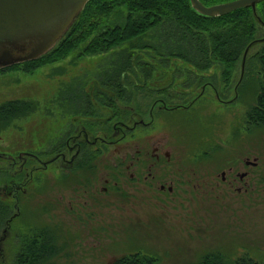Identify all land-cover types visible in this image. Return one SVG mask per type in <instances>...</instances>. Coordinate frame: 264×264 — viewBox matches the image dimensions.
Listing matches in <instances>:
<instances>
[{"label": "rangeland", "instance_id": "obj_1", "mask_svg": "<svg viewBox=\"0 0 264 264\" xmlns=\"http://www.w3.org/2000/svg\"><path fill=\"white\" fill-rule=\"evenodd\" d=\"M156 58L151 61L158 69L147 88L166 91L174 75L170 91L184 93L185 97L173 95L170 101L189 105L196 99L184 109L165 111L155 107L154 118H150L153 96L142 90L136 97L141 112L135 120L144 113V121L149 124L123 130L119 159L125 144H162L171 160L163 173L148 180L156 186L148 187L149 182H143L145 173L133 181L127 173H116L115 177L110 175L109 190L103 192L105 173H93V177L85 173L84 187L95 183L99 194L96 197L85 191L81 196L75 178L50 168L49 173H40L27 183V192L20 198L4 240H0V264H13L21 241L31 237L33 230L43 228L52 233L57 247L56 255L46 264H111L137 249L153 254L156 264H188L210 251L230 259L245 255L264 264V126L247 129L245 116L253 102L255 79L246 73L239 94L236 88L245 64L242 72L241 64L237 65L226 88L217 66L207 74L214 86L205 85L209 82L183 73L188 67L181 61L171 60L177 64V73H163L166 70ZM140 60L148 61L145 57ZM111 61V54L82 58L73 54L31 74H0V104L13 99L36 103L28 115L6 127L0 124V152H46L62 139L78 115L86 119L85 103L70 106L63 100L61 94L72 87L81 86L82 93L88 95L85 99L91 104L93 100V111L98 110V115L88 119L102 117L99 110L104 108L93 92L95 84L101 83L98 76ZM110 158L105 156L102 162L109 165ZM246 159L256 165H245ZM228 167L235 173H222ZM241 172L247 174L239 180ZM223 174L225 181L221 179ZM3 201L12 204L10 197Z\"/></svg>", "mask_w": 264, "mask_h": 264}, {"label": "trees", "instance_id": "obj_2", "mask_svg": "<svg viewBox=\"0 0 264 264\" xmlns=\"http://www.w3.org/2000/svg\"><path fill=\"white\" fill-rule=\"evenodd\" d=\"M200 1L209 6L232 0ZM256 13L262 24L254 18L250 7L209 17L196 12L189 0H88L51 49L36 59L2 67L0 74L13 71L31 74L41 66L56 63L73 54L77 58L111 54L113 61L98 76L101 83L94 86L93 97L104 108L99 110L102 117L94 119L99 121L88 119L97 116L98 110L93 111L95 104L93 100L91 104L85 99L88 95L82 93L81 86L72 87L64 95L61 94L70 106L73 103L76 106L85 103L83 113L88 115L84 120L87 130L108 135L112 132V121L119 130L125 132L126 129H122L121 124H127L133 112L140 114L136 97L142 90L153 96L151 101H157L155 105H160L159 102L163 100L166 106L174 105V109H184L179 103L173 104L170 101L173 95L179 98L185 95L170 91L174 75L166 91L147 88V82L152 80L153 72L158 69L151 58L157 57L156 61H161L160 67L165 68V74L177 73V64L174 63L181 61L184 67H188L183 73H188L190 78L199 79V82H209L205 85H213L210 75L207 74L217 66L220 68L221 82L227 88L249 46L244 63L245 71L239 80L236 93L240 94L241 82L246 73L251 79H255L253 102L248 105L245 114L247 129L250 126L263 127L264 40L261 39L264 38V0L256 4ZM252 42L255 43L251 44ZM255 47V52L251 54ZM144 57L148 61L140 60ZM98 84L103 88L97 86ZM194 101L196 99L186 108ZM35 108L36 103L30 100H7L0 104V124L6 127L12 120L28 115ZM103 110L105 114L106 111L108 113L104 115ZM7 208L6 202H0V229L6 223ZM21 242V249L13 264H46L56 255L57 247L52 233L45 228L33 230L31 237H25ZM153 260V254L137 249L118 257L111 264H156ZM188 264L257 263L245 255L230 259L223 253L210 251L204 253L196 262Z\"/></svg>", "mask_w": 264, "mask_h": 264}, {"label": "flooded vegetation", "instance_id": "obj_3", "mask_svg": "<svg viewBox=\"0 0 264 264\" xmlns=\"http://www.w3.org/2000/svg\"><path fill=\"white\" fill-rule=\"evenodd\" d=\"M156 102L152 104L151 109L148 111L150 118H154L153 109L155 107L165 111L175 108L174 105L166 106L163 100L159 102L160 105H155ZM179 106L182 108L187 107V105L180 104ZM136 115L133 112L127 124H121L120 127L132 131L135 130L138 124H149V122L146 123L144 121V115H138V118L135 120ZM78 117L75 119V122L70 123L67 132L54 145L55 147L51 146L46 152L28 151L17 154L0 152V202L3 201L4 197L12 199V204L7 203L8 216L5 226L1 227L0 240H4L6 229H9V223L16 215L15 210L17 211L19 207L20 198L22 194L27 192V183L30 180L36 179L40 173H49L50 168L59 169L58 173L75 178L76 191L80 195L88 191L97 197L99 189L95 183L87 188L84 187L83 175L85 173H88L90 177H93V173H105V178L103 179L105 187L102 188V191L106 192L110 186V175L115 177L116 173H127L129 180L133 181L138 180L145 173L143 175V182H146L149 179H154V174L163 173V167L171 160L170 152L164 151L162 144L157 143H151L149 146L137 143L134 145L125 144L123 148L124 152L119 159V152L121 151L119 143L123 140L124 137L121 136L125 133L119 130L117 124L113 123L112 132L108 135L100 131L92 133L84 125L85 118L80 115ZM105 156L112 157L110 158L111 163L109 165L102 162V158ZM246 161L249 163H246ZM245 165L250 166V161L246 159ZM222 173H235V169L228 167ZM241 173L247 174V172ZM96 179L100 180L101 177H96ZM221 179L222 181L226 180L224 175ZM238 179L240 180L239 177ZM79 180H82V183ZM148 182V187L156 186L154 184L150 185V181ZM114 183L117 184V181H114ZM159 189L164 190V186L160 185ZM168 190L170 191L171 188L168 187Z\"/></svg>", "mask_w": 264, "mask_h": 264}, {"label": "water", "instance_id": "obj_4", "mask_svg": "<svg viewBox=\"0 0 264 264\" xmlns=\"http://www.w3.org/2000/svg\"><path fill=\"white\" fill-rule=\"evenodd\" d=\"M87 1L0 0V68L36 59L51 49ZM189 1L196 12L209 17L250 7L254 18L262 24L256 13V4L263 0H232L209 6L200 0ZM248 49L249 46L242 57L241 72ZM250 164L256 165V162ZM244 176L245 173L238 174L240 179Z\"/></svg>", "mask_w": 264, "mask_h": 264}]
</instances>
